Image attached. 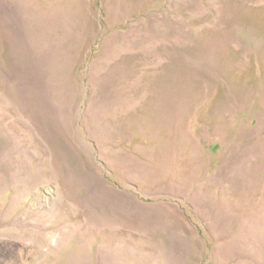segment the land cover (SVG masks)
Masks as SVG:
<instances>
[{"label":"rangeland","instance_id":"374dc122","mask_svg":"<svg viewBox=\"0 0 264 264\" xmlns=\"http://www.w3.org/2000/svg\"><path fill=\"white\" fill-rule=\"evenodd\" d=\"M0 264H264V0H0Z\"/></svg>","mask_w":264,"mask_h":264}]
</instances>
